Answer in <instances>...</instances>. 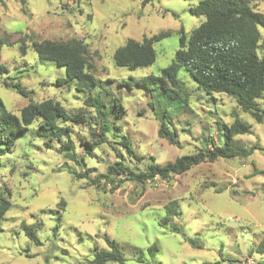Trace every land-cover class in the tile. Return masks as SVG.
I'll use <instances>...</instances> for the list:
<instances>
[{"label":"rangeland","instance_id":"1","mask_svg":"<svg viewBox=\"0 0 264 264\" xmlns=\"http://www.w3.org/2000/svg\"><path fill=\"white\" fill-rule=\"evenodd\" d=\"M25 1L22 7L18 0H0V39L9 35L17 40L26 34L27 43L82 41L91 71L102 82L97 90L104 92V99H117L124 106L125 115L117 125L142 159H129L116 144H100L85 158L83 170H92L89 178L76 179L55 150H46L41 141L30 137L19 140L0 156V197L11 204L0 233V264H91L94 249H107L105 237L118 245L125 264H264V254L253 251L264 234V123H257L227 96L197 89L183 69L177 77L187 89L185 105L178 106L158 91L122 84L130 78L158 76L172 62L179 31L188 35L205 20L190 13L199 0ZM250 2L264 14V0ZM164 32L170 35L153 43L151 66L129 71L114 65V51L128 39L141 41ZM26 52L21 57L17 44L0 46L8 77L20 71L18 83L32 92L35 102L53 99L70 112L83 108V94L69 84H58L65 78L63 68L40 61L29 47ZM6 77H0V99L19 115L28 99L6 89L1 84ZM87 112L94 116L93 110ZM164 116L171 121L169 130L175 128L178 134L176 146L158 135ZM235 117L251 127L250 134L236 136L235 143L258 148L246 159L200 163L169 181L154 178L143 185L125 181L113 192L103 181L92 185L95 176L118 161L116 153L140 170L152 161L164 165L196 153L209 134L217 143L216 123L229 125ZM70 127L75 145L80 139L90 140L91 132L97 134L87 124ZM172 202L180 211L172 219L180 233H174L170 223L159 224ZM57 216L61 223L53 235ZM22 222L39 229L41 246L24 236ZM151 245L157 247L154 256L145 254L144 262H137L133 248L146 253Z\"/></svg>","mask_w":264,"mask_h":264},{"label":"trees","instance_id":"2","mask_svg":"<svg viewBox=\"0 0 264 264\" xmlns=\"http://www.w3.org/2000/svg\"><path fill=\"white\" fill-rule=\"evenodd\" d=\"M18 1L22 7L26 3L25 0ZM150 1L152 0H143L142 3ZM22 11L26 10L22 8ZM190 13L203 16L205 20L188 35L179 31V46L172 62L161 69L158 76L130 78L122 84L129 88L135 86L150 92L158 91L163 97L175 100L178 106L185 105L187 89L177 77L179 70L183 69L196 83L197 89L208 95L227 96L241 111L249 114L257 123L263 124L264 14L255 10L250 0H199L197 5L190 9ZM169 35L170 32H164L150 38L143 37L141 41L128 39L114 51V65L129 71L151 66L155 61L153 43ZM26 37L27 35L23 34L17 40H10L7 35L0 39V46L12 47L17 44L21 57L26 55L29 47L40 61L52 62L55 66L63 68L65 78L59 80L58 84H69L75 92L83 94L84 105L83 108L70 112L53 99L33 101L32 92L18 83V75L21 72L8 77L9 70L0 61V77L7 76L1 84L18 96L28 99L19 115L11 113L0 99V156L5 155L19 140L30 137L41 141L46 150H55L63 159L67 173L76 179L89 178L92 170H83L86 166L85 158L91 157L92 151L100 144H116L129 159L140 161L142 158L137 156L127 136L117 125V121L125 115V108L117 99H104V92L97 90L102 82L91 71L93 66L89 63L85 44L75 39L65 42L30 40L27 43ZM258 101H261L262 105H259ZM88 109L94 111V116H88ZM164 118L166 122L160 120L158 135L170 145L176 146L178 134L175 128L169 130L168 124H171V121L166 116ZM71 124H87L89 130L96 128L97 134L93 130L90 140L80 139L78 145H75ZM216 124L217 143L213 141L212 134H209L196 153L183 155L164 165L152 161L140 170L125 163L122 154L116 153L118 161L109 166L105 174L95 176L92 185L103 181L104 185L112 186L110 190L113 192L125 181H132L137 185H143L154 178L169 181L171 176L182 174L200 163L214 162L217 159H246L258 149L244 148L235 143L236 136L251 132V127L239 118L235 117L234 122L229 125ZM209 146L210 150H207ZM78 150L83 152L82 156ZM10 205L6 198L0 197V233L3 231L2 223L6 220L5 215L10 210ZM48 213L53 212L49 210ZM179 215L178 205L172 202L164 209V216L159 224L170 223L172 231L180 233L181 228L172 223V219ZM54 219L52 233L56 235L61 218L57 216ZM20 230L31 244L42 245L36 226L22 222ZM104 242L107 249H94L91 264H125L126 260L118 245L108 237L104 238ZM156 251L155 245L148 247L146 253L139 248H133V254L139 263L144 262L145 254L152 258ZM253 251L264 254V234Z\"/></svg>","mask_w":264,"mask_h":264},{"label":"built area","instance_id":"3","mask_svg":"<svg viewBox=\"0 0 264 264\" xmlns=\"http://www.w3.org/2000/svg\"><path fill=\"white\" fill-rule=\"evenodd\" d=\"M249 264H253V262L252 261H249Z\"/></svg>","mask_w":264,"mask_h":264}]
</instances>
